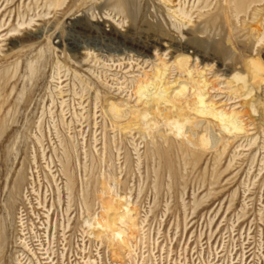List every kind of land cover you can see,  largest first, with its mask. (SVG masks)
I'll use <instances>...</instances> for the list:
<instances>
[{"label": "rangeland", "instance_id": "1", "mask_svg": "<svg viewBox=\"0 0 264 264\" xmlns=\"http://www.w3.org/2000/svg\"><path fill=\"white\" fill-rule=\"evenodd\" d=\"M204 1L0 0V264H264V82L247 65H264V0L225 19ZM13 28L12 42L38 39L10 52ZM161 68L165 100L137 95ZM201 80L247 134L193 111ZM180 113L193 124L175 136L165 120ZM108 193L129 207L118 252L94 221Z\"/></svg>", "mask_w": 264, "mask_h": 264}, {"label": "bare ground", "instance_id": "2", "mask_svg": "<svg viewBox=\"0 0 264 264\" xmlns=\"http://www.w3.org/2000/svg\"><path fill=\"white\" fill-rule=\"evenodd\" d=\"M52 4H55L57 7L59 4H61V2L63 0H50ZM166 1V0H165ZM170 1V0H169ZM202 0H198V2H201ZM204 1V0H203ZM223 2L220 4L221 6V14H223V18L226 16L230 17L231 15H233V13H236L234 14L235 16L237 14H240L242 12H246L248 9H250V6H252L253 4H261L263 2V0H222ZM167 3H168V0H167ZM203 4V3H202ZM208 0L204 1V4L202 5L203 7L199 8V9H206L208 6ZM180 5V4H179ZM256 6V5H255ZM183 6H179V8L177 9V12L174 11V13L176 14V16L178 15V17H180V19H189L190 18V15L189 13L185 10V7L182 8ZM248 7V8H247ZM247 8V9H246ZM220 9V8H219ZM246 9V10H245ZM200 10V11H202ZM255 10V9H254ZM220 11V10H219ZM258 12V10H257ZM248 13V11L246 12V14ZM255 13V12H253ZM174 14V15H175ZM258 15V13H256ZM241 15V14H240ZM260 15V14H259ZM239 16V15H238ZM236 16V18L238 17ZM254 16V14H253ZM252 16V17H253ZM201 17V16H200ZM258 17V16H257ZM264 18V16L262 17ZM260 18V19H262ZM192 19V18H191ZM190 19V20H191ZM225 19V18H224ZM187 21V20H186ZM253 21L255 22L254 24L256 25V28L253 29L255 31L258 32V35L259 37H255V38H259L258 40V43L259 42H262L264 41V28L262 27L261 28V24L263 23L264 24V20L263 22L261 20H258L259 22L256 23L255 19L253 18ZM33 22V20H31L29 22L28 25H30L31 23ZM253 24V25H254ZM25 24H18V29L19 28H22ZM254 25V26H255ZM263 26V25H262ZM18 29L16 28H13V29H7V38H10L11 40V48L9 49L10 52H13L14 50H22L24 47H25V43H32L33 41H36L38 39V32H36L35 34L31 35V37L28 39V40H21L19 42H12V34L14 33H18ZM253 32V30H251ZM257 35V36H258ZM251 40V39H250ZM254 40V38H253ZM6 58L8 57V55L5 56ZM163 63V62H162ZM166 64V63H164ZM248 70L251 75V80L253 81H259L260 83L264 82V78H263V74H264V65L262 64V62L260 61V59H250L248 61ZM18 66V65H17ZM163 66V68H166L165 65H161ZM179 66H180V69H184L185 66H186V63L185 61H179ZM33 68V67H32ZM32 68L30 67V72L32 74ZM163 68L161 69H158L155 71V73H153L154 75L153 76H148L145 75L143 81H137V85L135 86L136 88V94L139 95V96H143L145 94V92L148 91V88L149 87H152L154 89V95L155 97L154 98H157L156 100L158 101L160 98L165 100V95L167 93V88H166V82H164V80H162V77L164 76V70H162ZM197 68V67H196ZM171 69V68H170ZM34 70V69H33ZM197 70V69H196ZM7 73V70L5 71ZM168 73V72H167ZM249 75V76H250ZM202 76V75H201ZM202 78V77H201ZM205 80V79H204ZM202 81L201 80V83H198L196 84V86L194 87L195 88V91H194V102H193V111L197 114V115H200V116H205V117H209L211 120H217L218 123H220V127H222V129H225V131H227L228 133H231L232 131H236L238 134H240V132L244 131L246 134H247V131H246V127L242 124V121H240V116L241 114L240 113H237L235 112V110H233L230 114H226L225 112L223 111H217V108H216V105L215 103H213L214 99L209 101L206 100L207 97H205V94L202 90L205 89L208 84L206 81ZM166 81V80H165ZM200 82V81H199ZM170 84V83H169ZM6 85H7V82H6ZM150 88V89H152ZM164 88V90L162 91V89ZM215 88V87H214ZM187 87L186 86H180V88L178 89V91L176 92V96L174 98H179V96H183L185 94V91H186ZM150 91V90H149ZM210 91V90H209ZM212 91V90H211ZM240 93V92H239ZM169 95V94H168ZM209 95V94H208ZM138 96V97H139ZM149 96V95H148ZM147 97V96H146ZM153 98V99H154ZM170 98V97H169ZM173 98V99H174ZM206 98V99H205ZM144 99V98H143ZM152 99V98H151ZM171 99V98H170ZM169 99V100H170ZM173 99H172V102H173ZM141 99H139V102H140ZM177 100V99H176ZM152 102L149 101V103ZM171 102V101H170ZM183 102V101H182ZM208 102V103H207ZM7 103V98L4 100V103L2 106H0V112L2 111L4 105ZM145 103V101H144ZM167 103V102H166ZM175 103V102H174ZM152 104V103H151ZM160 104V103H159ZM149 105V104H148ZM172 105V103H171ZM187 105V104H186ZM159 106H157L156 109H151L150 111H145L144 114L141 113V120L142 119H146L147 116H150V115H153L155 117H159L160 116V109L158 108ZM175 107V105H174ZM186 107V106H185ZM184 108V106H183ZM188 108V107H187ZM182 108H180L181 110ZM234 109V108H233ZM236 109V108H235ZM178 110V109H177ZM187 110V109H186ZM231 110V109H230ZM113 116L115 118H120L121 117V109L114 103H111L110 104V110H109ZM180 112V111H179ZM184 114V113H183ZM177 114L175 116L171 115V117L169 119H166V124L169 125H172L175 129L174 131V134L175 136H179L180 132L183 131V129L186 128L187 125L189 124H193L192 121L190 120V118L185 114ZM111 115V114H110ZM195 115V114H194ZM204 117V118H205ZM6 118V117H4ZM154 118V117H153ZM182 118L183 119V123L181 124L179 122V119ZM193 119V118H192ZM196 119V118H195ZM160 120V119H159ZM163 120V119H162ZM5 123V121H4ZM3 123V125H4ZM7 124V123H6ZM164 125V124H163ZM243 125V126H242ZM126 128V126H125ZM219 128V126H218ZM128 130V128H126ZM160 129V127H159ZM156 128V130H159ZM144 130V129H143ZM5 134V129H0V139H2V137L4 136ZM233 134V133H231ZM244 134V133H243ZM150 135V134H149ZM151 136V135H150ZM234 136V135H233ZM195 139V138H194ZM211 139V138H210ZM210 140L207 138V136H201L198 140L199 144L201 145V147H204L206 148L207 145L209 144ZM256 141V140H255ZM217 142V141H216ZM215 142V143H216ZM249 142V141H248ZM213 146V145H212ZM237 150V149H236ZM19 181V180H18ZM20 182V181H19ZM18 184V182L16 183ZM20 186V185H19ZM69 187V186H68ZM72 188V187H70ZM118 197V196H117ZM123 199H116V197L113 195V193H108L107 194V197H102L101 198V202H102V205H103V213L100 217L94 219L95 221V224L98 225V227L101 228L102 233L103 232H108L110 235L107 237V242H108V246L115 252H118L120 250V248H125L129 245V248L130 246H132V243L130 242V239H126L124 240V245L121 246V242L123 241V239H121V237H124L122 236L121 234L124 233L123 230L121 229H117L116 226H117V223L119 221H123L124 220V217L125 215L121 214L120 211H122L123 209L125 210H128V204H124L122 203ZM137 215V214H136ZM135 215V217L137 218V216ZM129 232L131 234V237L132 239H135L136 237L134 236V234L136 233L137 229L139 228V226L137 225L136 223V219L135 218H131L129 219ZM121 226V223H119ZM97 227V228H98ZM122 229L124 227H121ZM127 228V226H126ZM126 231V229H125ZM102 233H98V235L95 236L96 239H100L102 236L101 234ZM143 237V236H142ZM144 240V238H143ZM142 240V241H143ZM140 241V240H139ZM126 242V243H125ZM25 243V242H24ZM27 247V246H26ZM34 256V255H33ZM44 258V257H43ZM42 259V258H41ZM40 259V260H41ZM244 259V257H243ZM37 260V259H36ZM40 262V261H39ZM38 262V263H39ZM42 264V263H40ZM85 264H96L95 262H87Z\"/></svg>", "mask_w": 264, "mask_h": 264}]
</instances>
